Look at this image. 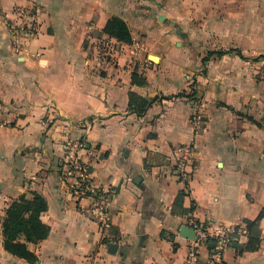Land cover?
Listing matches in <instances>:
<instances>
[{"label": "crops", "instance_id": "1", "mask_svg": "<svg viewBox=\"0 0 264 264\" xmlns=\"http://www.w3.org/2000/svg\"><path fill=\"white\" fill-rule=\"evenodd\" d=\"M112 16L132 44L103 32ZM209 36L264 54V0H0V264H186L193 242L181 230L197 222L239 226L248 242L244 220L264 208V105L253 104L250 71L237 72L247 60L200 71L193 44ZM180 92L142 114L130 106L131 93L138 109ZM183 145L194 150L188 182L175 173ZM83 167L93 189L111 192L104 224L93 197L74 194ZM35 192L51 230L17 236L31 263L4 248L3 222ZM259 227L258 250L229 246L219 264H264V217ZM198 252L209 260L208 244Z\"/></svg>", "mask_w": 264, "mask_h": 264}, {"label": "trees", "instance_id": "2", "mask_svg": "<svg viewBox=\"0 0 264 264\" xmlns=\"http://www.w3.org/2000/svg\"><path fill=\"white\" fill-rule=\"evenodd\" d=\"M103 32L108 34L110 37L115 38L120 43L132 44L133 37L129 29L128 24L124 19L118 16H112L106 23ZM115 48H120V45L117 43ZM237 51L244 60L245 55L240 49H231L230 51ZM228 52H217V51H208L207 55L202 59L203 62L210 60L213 56L217 55L222 57ZM259 59H255L257 61ZM133 80L138 82V77L136 73L133 75ZM184 92L177 93L175 95H160L149 98H142L139 100V108H134V104L137 103L136 95L134 93L130 94V106L131 109L142 114L145 112L152 103L156 100L169 99L172 97L184 96ZM189 96V95H188ZM182 197V194L179 195V198ZM48 204L46 199L39 193L35 192L32 199H28L26 195H21L17 199H14L7 209V216L3 222V236L4 248L11 252L12 254L26 259L27 261L34 263L39 258L36 253L29 250L27 242H38L44 240L48 237L50 233V226L44 223L41 220V214L46 211ZM193 208V207H192ZM264 217V208L254 220L245 219L244 224L246 226V232L248 234L249 240L246 244H242L238 241L240 236L241 227H234V231L231 236L234 238L231 241L230 246H234L239 254H243L246 251H256L260 248L261 245V236H260V221ZM19 234L26 235V241L23 242L17 239ZM207 244L210 250L215 246L216 240L214 238H208Z\"/></svg>", "mask_w": 264, "mask_h": 264}, {"label": "built area", "instance_id": "3", "mask_svg": "<svg viewBox=\"0 0 264 264\" xmlns=\"http://www.w3.org/2000/svg\"><path fill=\"white\" fill-rule=\"evenodd\" d=\"M33 32V28H29L27 34L32 35ZM147 64H150V62L147 61ZM179 150L181 151V155L177 159L175 173L181 181L188 182L191 179L195 168L194 150L192 146L187 145L180 146ZM81 171L82 175L78 180L77 187L74 189V194L77 197H84L87 195L92 196L94 199L93 213L100 219L101 224H104L107 219L105 201L109 198L111 192H103L98 189H93L86 178L89 168L83 167ZM191 230L194 233V237L192 238L193 243L191 245L186 264H219L223 251L230 246L231 241L234 239L231 236L234 229L231 227L220 226L209 230L206 225L197 222L193 223ZM208 238H214L216 240V244L211 249L209 260L202 263L200 261L198 248L202 244H207Z\"/></svg>", "mask_w": 264, "mask_h": 264}, {"label": "rangeland", "instance_id": "4", "mask_svg": "<svg viewBox=\"0 0 264 264\" xmlns=\"http://www.w3.org/2000/svg\"><path fill=\"white\" fill-rule=\"evenodd\" d=\"M195 44V45H194ZM193 44V47L195 48L194 50V54L198 57V59L200 60L199 63L202 62V65L200 66L202 69L200 70L203 74H207L209 73L208 71V64L210 61H212V59H217V58H226L224 61L221 62L219 67H216L215 72L216 73H227L229 72V69L231 68V66L234 67L235 62H233L232 64V60L233 59H243L240 54L233 50L230 51L231 49H234L232 47V45L228 46L223 44L221 41L217 40L216 37L214 36H209L207 40H202L201 43H197L196 42ZM108 51V50H107ZM208 51H217V52H228L227 54H225L222 57H218L217 55L213 56L210 60H207L206 62H203V58L207 55ZM230 55V56H228ZM245 57L247 58L248 62L245 66V68L237 70L238 73H251L249 75L253 76L252 80L246 82V86L249 85V89L251 90V92L253 93V104H255L257 107L264 105V100L260 99L258 96H255L254 92H261L262 93V85H264V64H260L258 63L260 60H264V54H259L256 53V51L252 50L249 51V53L244 54ZM231 59V60H227ZM255 59H259L257 61H255ZM244 60V59H243ZM232 64V65H231ZM214 72V73H215ZM195 84V82H191V86H193ZM260 102V103H259ZM222 104V103H221ZM224 107L231 109L232 107L227 105V104H223ZM259 126H262V123L254 120Z\"/></svg>", "mask_w": 264, "mask_h": 264}, {"label": "water", "instance_id": "5", "mask_svg": "<svg viewBox=\"0 0 264 264\" xmlns=\"http://www.w3.org/2000/svg\"><path fill=\"white\" fill-rule=\"evenodd\" d=\"M181 234L188 237V238H193L194 237V233L191 229L187 228V227H183L181 230ZM116 248V245H112L111 248Z\"/></svg>", "mask_w": 264, "mask_h": 264}]
</instances>
